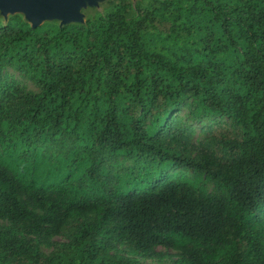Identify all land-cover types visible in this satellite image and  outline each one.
Segmentation results:
<instances>
[{"label": "trees", "instance_id": "16d2710c", "mask_svg": "<svg viewBox=\"0 0 264 264\" xmlns=\"http://www.w3.org/2000/svg\"><path fill=\"white\" fill-rule=\"evenodd\" d=\"M4 66L36 91L0 77V264H142L158 246L176 264H264V0L12 13ZM181 108L234 134L189 145Z\"/></svg>", "mask_w": 264, "mask_h": 264}, {"label": "rangeland", "instance_id": "374dc122", "mask_svg": "<svg viewBox=\"0 0 264 264\" xmlns=\"http://www.w3.org/2000/svg\"><path fill=\"white\" fill-rule=\"evenodd\" d=\"M116 0H95V2H92L90 4H87L83 7H79V13L82 15L80 22H84L86 19L94 18L100 14H104L110 7L111 3H113ZM128 1L133 7H143L149 2L150 0H126ZM10 13H7L5 17L1 15L0 18L2 21L5 20L6 16ZM22 17L24 18V15L20 13ZM25 19V18H24ZM26 20V19H25ZM54 22L57 24H60V19H57L55 17H50L48 19H43L41 21L45 22ZM0 77H3L6 80H13L18 82L21 87H23L25 90L29 91H36V88L32 85V83L22 77L17 71H15L12 68H9L7 66H4L0 69ZM186 112L185 109L181 108L177 112V116L180 118L181 123H185L187 125H191V131L188 133H185L186 139L184 141L187 144H192L196 148H202L207 147V145L212 144V149L216 151L217 145H215L216 140H218L220 137L224 136H232L234 134V130L223 120H220V122L215 123L212 120H202L201 122H191V121H185L184 113ZM191 155H193V152H191ZM5 221L0 219V224H4ZM67 241V237L62 235H56L49 239L48 244H39V251L44 256H49L57 249V245L59 243H63ZM118 249H123V251L119 252V255L121 257H129L128 254L125 252L126 247H118ZM157 249L161 252H164L167 254L166 257H164L161 260H147L143 259L141 257H135L137 261H139L142 264H176L174 260L176 259V250L174 249H167L161 246H158ZM112 253V252H111Z\"/></svg>", "mask_w": 264, "mask_h": 264}, {"label": "water", "instance_id": "95a60500", "mask_svg": "<svg viewBox=\"0 0 264 264\" xmlns=\"http://www.w3.org/2000/svg\"><path fill=\"white\" fill-rule=\"evenodd\" d=\"M95 0H0V13H22L31 26L41 24L43 19L55 17L60 25L80 22L79 7Z\"/></svg>", "mask_w": 264, "mask_h": 264}]
</instances>
